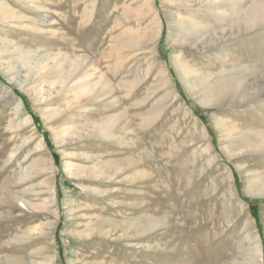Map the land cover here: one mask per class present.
I'll list each match as a JSON object with an SVG mask.
<instances>
[{
	"label": "rangeland",
	"instance_id": "1",
	"mask_svg": "<svg viewBox=\"0 0 264 264\" xmlns=\"http://www.w3.org/2000/svg\"><path fill=\"white\" fill-rule=\"evenodd\" d=\"M10 1L0 0L12 19L0 20V264H264V192H251L264 153L226 155L264 136V18L243 15L260 0ZM178 12L199 23L189 33L205 38L199 48L226 38L178 45ZM54 55L66 69L77 59L65 87L51 84ZM175 56L212 83L240 79L246 99L227 91L202 104ZM97 162L102 172L89 173ZM51 172L47 211L39 181ZM45 222L50 233L36 235Z\"/></svg>",
	"mask_w": 264,
	"mask_h": 264
},
{
	"label": "bare ground",
	"instance_id": "2",
	"mask_svg": "<svg viewBox=\"0 0 264 264\" xmlns=\"http://www.w3.org/2000/svg\"><path fill=\"white\" fill-rule=\"evenodd\" d=\"M175 1V0H174ZM193 0H176V4L178 7H192V5L190 3ZM212 0H202V1H198L196 3L197 8L201 7L204 3H210ZM228 3L233 2L232 0H225ZM9 3H12V1L8 0ZM168 2V1H167ZM189 3V4H188ZM175 4V5H176ZM155 10V9H154ZM2 12L0 9V20H8V21H12V19L8 18V17H3L2 16ZM159 13L155 10V15H154V19H157V17ZM178 17L176 19V24L181 26V30L179 31L178 36L175 37L174 41H176L178 43V45H183L186 44L188 46V48H191L195 51H204L207 49L212 48L213 46L220 44L222 42L223 39H225L226 37L225 35V31L221 32L220 35L217 39L216 42L211 44V45H204L203 47L199 48V44L202 45V43L204 42L205 38L200 37L198 38V36H190L189 33L194 31L195 28L197 27V25L199 24L196 21H189L188 19H185V17L181 14V12L177 13ZM16 14H12L11 13V17H14ZM243 15L245 16V18L249 19L250 22L253 21V24L255 23V21H259L262 18H264V0H260V1H253L251 2L250 5H248L244 10H243ZM246 22H248L246 20ZM162 24L159 23L158 28L155 30V32L153 33V41L156 43V41H158L160 39V37L162 36ZM204 48V49H203ZM53 60L56 59V56H52L51 57ZM69 64H70V68L66 69L65 66L63 65L62 61H58L55 60L53 61V63H51V67L53 69L54 72L57 73L56 77L51 81V84H59L61 85V87H65L67 85H69V83H71L72 79H73V75L75 72V66H76V62L77 59H70L68 60ZM175 62H177L178 65V69L182 75L183 78L188 79V77H191L192 80H194L193 84L196 86V88L200 91H202L199 99L202 102V104H211L212 102H217V100H219L220 98H222L225 93L227 91H231L233 92V94L235 95V97L237 98H241V99H246L247 97V92L244 90L243 86H241V80L240 79H235L230 83H212L207 77L204 76H200L198 75V71L193 67V65L189 64L187 61L182 60L180 58H178L177 56H175ZM150 69V67H149ZM39 78L33 80V82H35L36 80H38ZM188 82H190V80H187ZM104 82V81H103ZM163 82L168 83L169 80L168 79H164ZM105 83V82H104ZM157 84L162 83L161 80H157L156 81ZM12 85L14 86V84L12 83ZM102 82H101V86H102ZM25 90H29V86H26L24 88ZM33 92H35V96H40L43 92V90H45V87H43L42 89L40 88L39 91H34V88L31 89ZM48 93H51V88L48 89ZM17 105L19 106V102H17ZM20 111V110H19ZM58 111V107L53 108V110L51 111H47L48 114H53L55 112ZM46 113V112H44ZM51 116V115H50ZM49 116V117H50ZM26 122L29 120V118H25L24 119ZM30 121V120H29ZM197 125V122L194 121V127ZM201 130H203L201 132L202 136H206V131L205 128L203 127V125H201ZM61 132H64L63 130H61ZM71 132H75V130L71 131ZM62 138V136H61ZM246 141L244 143H241L237 146L231 147V146H226V155L228 159H235L237 157H239V155L244 154L245 152H247V150H253V152H263L264 153V136L262 137V139H258L256 141H252V139H250L249 137H245ZM35 147L39 148V149H43L44 148V144L43 141L41 139L36 140L35 142ZM213 146L210 144H207L203 150H205L206 152L210 151V149H212ZM214 158V155L212 154V158L210 159V161H212ZM101 163L97 162L92 164V166L88 169L89 173H100L102 172V168H101ZM67 167L71 168L70 164L66 165ZM36 168L38 170V172H43L46 171L48 169H50L51 167H47L44 168V166H42V164H40L38 161L36 162ZM74 175L80 174V170L78 173L75 172H71ZM53 173L51 172L50 175L44 177L43 179H41L39 181V184L41 185V187H43L44 185L47 186V191L50 190L52 192L55 193V188L52 185V183L49 181V177L52 175ZM235 176L233 174V171H231L229 174H227V179L229 180V187L231 186V188H229V195L230 197L233 196V193H237V190L234 189V186L232 184L233 180H234ZM255 181H258V179H255ZM254 181V185L253 187H251V192L255 193L258 191H261L262 193L264 192V184L263 185H258L256 186ZM50 191H48L49 195L46 198V201H43L41 203V207L43 209H47V211H52L53 209H51V206L53 205V201L54 199H56L55 195H53ZM20 201H22V203L24 205H28L30 204L29 202H26V200L23 197L18 198ZM241 207L244 206L243 203L240 204ZM54 214V213H53ZM55 218V217H54ZM57 221V220H56ZM52 223L51 222H45V223H41L40 225L36 226L35 231H36V235L37 234H48L50 233V231L48 230V227H50ZM46 226V228H45ZM91 228V227H90ZM89 231L86 228L87 232L92 231V229ZM80 233V232H79ZM83 233V231H82ZM89 233V234H90ZM84 234V233H83ZM88 233H86V235L84 236H89ZM80 235V234H79ZM46 247L44 246H38L36 248L35 251L31 252V253H37L39 255H42L45 251ZM256 250L257 252L260 254L261 253V247L260 244L257 243L256 244ZM23 260H27V258H23ZM13 263L16 264V261L13 260ZM47 264H52L50 262H48Z\"/></svg>",
	"mask_w": 264,
	"mask_h": 264
}]
</instances>
